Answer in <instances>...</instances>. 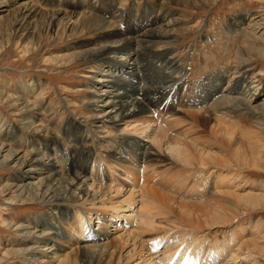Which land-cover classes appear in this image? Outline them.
Wrapping results in <instances>:
<instances>
[{
    "label": "bare ground",
    "instance_id": "1",
    "mask_svg": "<svg viewBox=\"0 0 264 264\" xmlns=\"http://www.w3.org/2000/svg\"><path fill=\"white\" fill-rule=\"evenodd\" d=\"M188 1L196 2V0H155L151 7L143 5L139 9L138 6V10L133 5L123 11L115 7L118 0H80L81 9L73 12H48L47 9L36 6L33 0L14 1L0 7V38L6 34L10 37V33L17 32L20 40L16 43L21 46L23 52L38 48L46 37L44 35L49 33L57 40H67L65 43L70 41L48 59L57 68H65L77 61L88 65L89 70L85 73H87L86 79L92 82L93 108L90 114L83 115V120H95L94 132L101 134L97 137L101 142L102 139L107 141V137L103 136L104 132L107 134L114 132L116 138L111 151L112 156L118 160L120 166L128 167L129 172L137 173L138 165L145 167L160 157L193 168L206 166L210 162L217 169L226 168L233 157L236 161L249 162L253 169H260L259 164L264 159V97L258 99L257 96L264 90V82L256 77L261 72L264 73V68L260 67L259 73L254 76L253 69L246 65L255 57H264V21L257 14H243L230 20L226 27L227 32L232 34L242 30L241 36L242 33L246 36L244 42L247 44L251 42L259 47L250 44L241 48L236 47L234 53L238 64L230 65L229 76L225 78L226 83L219 84L216 78H212L211 81H215L216 86L208 81L210 83L207 82L206 89L207 78L199 84L195 80L192 82L186 80V71L178 64L177 57L173 56L171 49L164 45L172 41L176 34L186 30L184 15L177 17L173 11H165L164 3L186 4ZM103 5L106 6L102 7ZM123 16H125L124 27L120 25ZM92 31L96 32L95 36L92 35L94 36L92 40L86 41L82 38ZM2 46L1 42L0 48ZM218 74L219 72L213 73L211 77ZM28 86L32 90L38 84L35 80H31ZM39 90V93L31 99L15 96L0 88V99L5 98L11 108L19 106L16 111L21 116L15 123L0 115V168L16 172L9 183L0 185V191H8L12 194H10L12 199L17 198L22 203L27 204L33 199H40L42 202H50L55 207L48 217L36 219L32 225L14 224L13 230L20 238L22 237L21 247L15 249L8 247L10 249L0 252V259L5 261L6 258L17 255L20 258L19 264H123L122 255L128 238L119 236V240L116 239L118 234L115 236L114 233L117 226L119 227V222L113 223L117 218L111 213L103 212L114 210L118 216L129 222L133 214L132 206L129 203L124 207L122 204L124 201L119 203L111 201L113 192L119 193V187L116 186L112 190L115 185H110V178L103 169L104 163L100 156H94L92 149L86 148L75 154L71 153L74 158L82 160L81 164L72 166L73 162L70 163L66 168L68 173L60 170L56 155L58 149L64 162L68 161L69 156L63 149L64 142L56 139L58 137H51V142L47 143L49 140L42 139L49 130L47 125L37 123L29 117V112L32 115L34 110H40L37 99L42 89ZM67 90L72 91V89ZM5 93H7L6 97ZM180 105L198 107L199 112L201 111L200 117L198 114H193L191 117L199 119L204 126L212 123L210 139H215L214 142L219 141L220 149H215L210 139L201 143L193 137L194 135L192 137L185 135V131L176 132L177 134L174 135L168 134L169 128L176 122L179 123L177 118L173 119V115L181 112ZM248 125L254 126L255 129L251 130ZM122 126L121 132L125 135L116 133ZM24 130L31 133L29 138H26ZM244 144L249 151L243 150ZM162 153H166L167 156ZM89 162H92L91 165ZM201 170L200 168V172ZM109 171L111 173V170ZM206 174L207 170L204 176ZM223 174L215 172L214 187L208 192V198L202 200L201 205L192 206L193 209L187 212L190 218L189 225L211 227L217 225L219 220L223 225L225 221L238 216L239 209L243 206L255 208L264 201L262 193H252L248 189L241 194L236 191L237 189L232 190L229 184L231 179L238 175L223 177ZM239 186L238 184L236 187ZM129 189L128 195L131 196L135 186H130ZM226 194L234 203L222 199ZM151 195L154 199L160 198L153 190ZM64 202L74 207L72 212H69L68 205L56 204ZM85 203L90 206L86 208L87 212L98 209L102 210L104 215H100V212L96 215L93 212L86 216L85 212L84 214L83 211L77 210L80 209L78 206ZM156 204L159 205L158 202ZM199 206L200 210H196ZM152 210L151 212L135 210L134 217L138 218L136 219L139 220L138 224L140 222L141 228H144L141 232L146 228L157 229ZM3 223L6 222L3 220ZM4 225L10 226L9 222ZM95 225L98 226L94 227ZM129 231L133 233L132 230ZM134 231L141 235L140 231L136 229ZM130 232L127 233L129 237ZM144 232L146 234V231ZM135 235L133 234L132 237L133 248L143 246L147 242L143 241L145 238L137 241ZM182 238L165 240L162 248L160 246L149 250L146 248L148 251L146 255L150 254V256L144 264H179L185 256L188 257L186 264H197L202 249L191 245L196 240L192 235L190 245L185 244L182 248V245L177 243ZM62 239L70 240L73 244L63 246L60 244ZM253 244L255 245V241ZM172 245L180 249L179 252L178 250L172 252L176 249H173ZM234 248L229 240L226 244L216 243L207 252L203 251L206 253L203 255L205 259L203 261L208 264L256 263L243 261L247 257L250 258V251L246 256L241 257L237 248ZM131 251H125L126 258L130 256ZM227 257L230 262L225 261Z\"/></svg>",
    "mask_w": 264,
    "mask_h": 264
},
{
    "label": "rangeland",
    "instance_id": "2",
    "mask_svg": "<svg viewBox=\"0 0 264 264\" xmlns=\"http://www.w3.org/2000/svg\"><path fill=\"white\" fill-rule=\"evenodd\" d=\"M14 1L21 2L22 0H0V7L5 3L9 5ZM79 1L80 0H33L36 6H39L41 9H47L46 11L48 12H73L76 9L79 11L81 9L79 7ZM154 3L155 0H118L115 7H119V9L124 11L127 10L129 6L131 7L135 5L137 9L139 6L140 9L143 5L151 7ZM104 6L106 5H103L102 7ZM164 10H170L169 12L173 11L174 15L177 17L184 15V18H186V24L184 27L187 30L176 34L172 41L166 42L164 45L171 49L173 56L177 57L178 64H180L181 68H184L186 71L185 79L191 82L192 80H195V82L199 84L204 78H207L205 86L212 78H216L217 83L219 84L222 82V85L226 83L227 80H225V78L227 75L229 76V68L238 64V60L235 59L236 54L234 53L236 47L238 48L240 46L241 48L243 45L248 46L249 44L254 46L251 42L248 44L244 42L246 36H244L243 33L241 36L240 33L242 30H238L239 33L234 32L232 34L227 32L226 27L230 20L238 18L243 14H257L260 15V18L264 21V0H196L195 3L188 1L186 4L164 3ZM124 18L125 16L121 17L120 25L122 27L125 25ZM243 30H245V25H243ZM95 33L96 32L92 31L89 34L83 35L82 38H85L86 41L92 40ZM44 36L46 37L38 48L28 50L27 52H23L21 46L17 45L16 41L20 40L17 32L10 33V37L7 34L1 36L0 43L2 42L3 46L0 48V88L11 94L13 93L15 96L20 95L21 97H30L31 99L35 97V94L39 93L40 88L42 89V93L37 99L40 110H34L32 115L29 112V117L37 123L40 122L47 125L49 130H47L46 134L42 137V139L49 140L47 143L51 142V137H58L56 139H60V141L64 142L63 149H65L64 151L69 155L68 161L64 162L61 158L62 155L60 154L61 151L59 149L56 154L58 158L57 160L59 161L58 166L61 168V171L68 173L66 168L72 162V166L81 164V159L72 156V154H75L79 150L90 148L92 149L94 156L101 157L102 162L104 163L103 165L105 166L103 169H105L106 175L110 178V185H115L112 187V190L116 186H118L120 190L118 194L113 192L111 201L117 203H119V201H124L122 203L124 207H127L130 203L132 206L131 211H133V214L130 217L131 220L126 222L125 218L118 216L114 210H106V212H103L102 210L93 209L92 211L87 212L86 208L90 207L88 203L78 206L80 209L77 210L80 212L83 211V213L85 212L86 214H84L86 216L93 212L97 215V212H100V215L111 213L112 216L117 218L116 221L113 222H119V227L117 226L114 233L115 236L118 234L116 239L119 240V236H123L124 239L128 238V243L126 248H124V253L122 255L124 258L123 264H144L150 256V254L146 255L148 253L146 248L147 250L155 246H160V248H162L164 246L162 243L168 239L173 241L175 238L184 237L181 241L179 240L180 242L177 241V243H179L180 246L182 245L181 247L183 248L185 244L187 245L190 243L191 235L196 239L191 245H196L202 249L198 256L200 259L197 258V264H208V262L203 261L205 260L203 256L206 255L205 252L216 243L226 244L227 240L233 244V248H237V251L238 247L241 246V249L238 251L241 254V257L246 256L247 252L250 251V258L247 257V260L244 259L243 261H253V263L256 262L255 264H264V201L260 202L255 208L243 206V208L239 209L240 213L238 216L232 217L233 220L230 219L225 221V224L223 225L221 224L223 222L219 220L217 225H212L211 227H195V224H190L192 225V227H190V218L187 216V212L193 209L192 206L196 204L201 205V203H203L202 200L205 201V199L208 198V192L214 187L215 179H213V176L215 175V172L222 174L225 173L222 175L223 177L225 175L231 177L236 174L238 175V177L231 179L229 185L232 190L237 189L236 191L242 194L249 189L252 193H262L264 195V159H262L259 164L260 169L258 168L256 170L253 169V166H251L249 162L246 163L244 160L236 161L231 157V162L225 166L226 168H220V170L214 167L210 162L203 167L193 165L196 168L198 167L196 169L191 166L189 167L188 165L185 167V165L179 162L176 164L172 160H167V158L162 159L163 157H160L158 159L159 161H153V163L146 166L144 165L145 167L141 164L138 165L137 169H139V172L137 173L132 171L129 172L128 167L120 166L118 160L114 159L112 156L111 151L115 145L116 138L114 132L111 134L104 132L103 136L107 137V141L105 142L102 139L101 142L100 138H97L101 134L94 132L96 131L93 124L95 120H83V115L90 114L93 108L91 105V90H93L91 87L92 82H90L89 79H86L87 73H85L86 70H89L88 65L77 61L75 64L66 66L65 68H57V66L48 58L53 54L58 53L59 50L64 47V44H67L70 41L65 43L67 40H57L51 33ZM96 44L98 45L99 43ZM246 66L253 69V75L255 76V74L259 73V70L261 69L260 67L264 68V57H255L254 60L252 59L248 61ZM216 72H219V74L211 77V74L213 75V73ZM258 77L264 82V73L261 72L256 78ZM31 80H35L40 87L36 86L34 89L30 90L28 82ZM203 82L204 81H202V83ZM211 83L216 86L215 81H211ZM207 87L208 86H206V89ZM67 89H72V91ZM6 95L7 93H5V97ZM263 97L264 90L258 94L257 98L260 99ZM180 107L181 112H177L173 115V119L177 118L176 120L179 123H175L177 126L175 124L171 126L168 130V134L174 135L176 132L183 133L185 131V135L187 134L191 137L194 135L193 137H196L197 141H200L201 143L207 142L211 137L212 123H208L207 126H204L199 119H193L191 117L193 114H198L199 116L201 113L195 105H180ZM18 108L19 106L11 108L8 106L5 98L0 99V115L2 114L4 118H8L11 122L17 123V119L21 117L17 114ZM248 126H250V129L252 128L251 130L255 129L252 125ZM122 129L123 126L120 127L116 133H122ZM125 132L127 133V131ZM199 133L200 136H198ZM24 134L26 138H29L31 135L30 132H26L25 130ZM121 135H125V133H122ZM210 140V143L212 142L211 144L214 145L215 149L221 148V143L219 141L214 142L215 139ZM30 147L31 146H29V148ZM243 150L249 151L245 144L243 145ZM162 154L167 156L165 155L166 153ZM228 155L230 156L229 153ZM91 163L92 162H89L90 165ZM106 167H109V169H107L111 170V173L110 171L108 172ZM200 168L202 169L201 172ZM206 170L207 174L204 176ZM15 174V171L7 168H0V185L9 183ZM138 184L143 186V189L141 188L140 190L141 186L138 187ZM238 184L240 185L238 187L239 189L236 187ZM130 186H135V189L132 190L133 193L131 196L128 195ZM151 190L157 192L160 198L154 199L151 195ZM142 191L144 193H142ZM10 194L11 193L5 190L0 191L1 253L5 249H10L8 247H11V249H15L18 246L21 247L20 244L22 242L20 239L22 237L20 238L13 230L14 224L24 223L32 225L36 219L48 217V214L53 212L55 207L50 202H42L40 199H33L31 203L27 204L24 202L22 203V201L17 198L12 199L10 197L12 194ZM222 199L234 203L233 199L227 194L225 197L222 196ZM156 201L159 203L160 208L159 205L156 204ZM56 204L61 206L68 205L69 212H72L74 208L65 202ZM152 209H154V211ZM198 209L200 210V206L196 207V210ZM135 210H137V212L149 210L151 212L152 210V212H154V217L156 218L155 220L157 224H155V226H157V229L156 227L155 229L149 228V230L146 228L143 230L146 231V234L145 232L143 233V231L141 232L143 227L141 228L140 222L138 224L139 220H136L138 218L136 216L134 217ZM118 211H120V209ZM90 218L94 219V217ZM3 220L6 223L9 222V225H12L11 228L10 226L4 225L6 223H3ZM113 223H111V225H113ZM136 224L140 226L141 229L138 228ZM97 226L95 225L94 227ZM158 228H161V230ZM110 229L113 231L112 227H110ZM135 229L140 231L141 235H144L141 236L137 231H134ZM129 230H132L133 233ZM150 230H152V233ZM128 232L131 234L130 237L127 234ZM149 232L150 234H148ZM133 234H136L135 238L137 241H142L141 239L145 238L143 241L145 240L147 242H143V246L141 245L133 248ZM254 241L255 245L253 244ZM60 244L63 246H69L73 244V242L62 239ZM172 246L173 249L176 248L172 250V252H176L178 250L177 247L174 245ZM254 246L256 248H254ZM130 250H132V253L126 258L125 254ZM179 250L177 252H179ZM187 258L188 257L185 256L179 264H186L188 262ZM227 260L228 257L225 258V261ZM19 261L20 258L16 255L6 258L5 261L0 259V264H19ZM230 261L231 260H228V262Z\"/></svg>",
    "mask_w": 264,
    "mask_h": 264
}]
</instances>
